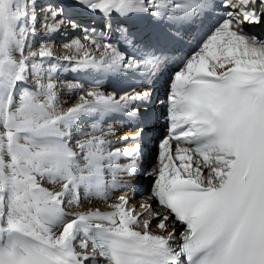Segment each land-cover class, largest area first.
Segmentation results:
<instances>
[{
	"label": "snow or ice",
	"instance_id": "1",
	"mask_svg": "<svg viewBox=\"0 0 264 264\" xmlns=\"http://www.w3.org/2000/svg\"><path fill=\"white\" fill-rule=\"evenodd\" d=\"M133 16L139 25L126 23ZM257 27L264 0H0V264H264ZM61 28L83 33L64 45L76 55H53ZM172 63L167 131L137 212L135 193L113 195L135 187L157 119L148 81ZM61 72L88 76L87 86L58 83ZM58 87L78 91L76 103L58 108ZM81 193L107 210L67 211Z\"/></svg>",
	"mask_w": 264,
	"mask_h": 264
},
{
	"label": "bare ground",
	"instance_id": "2",
	"mask_svg": "<svg viewBox=\"0 0 264 264\" xmlns=\"http://www.w3.org/2000/svg\"><path fill=\"white\" fill-rule=\"evenodd\" d=\"M42 1L43 0H38V2H42ZM126 23H128V21H126ZM129 25H131V24H129ZM38 26L40 27L39 29H38ZM250 30L254 31L258 35L264 37V28L257 27V28L250 29ZM36 31H37V33H43V31H44L43 28L40 26L39 21L37 22ZM60 32H61V34H59ZM206 32H207V29H204L203 31L198 30L197 32L193 33L192 38H190L186 41L185 47L187 49L188 55H191L192 52H194L196 50L197 44L202 40V38H204ZM80 37H82V35H78V33L72 32L71 29H69V28H61L60 31L57 32L56 34H54L52 39H50L48 41L49 43H51L53 45V55L56 57H63L65 55H76L74 50L65 49L64 45L67 43H70L71 40L76 39V38H80ZM58 38H60V39L58 40ZM39 39H40V36H37L35 39L36 45L37 44L40 45L41 42H38ZM33 49H35V48L33 47ZM61 62L65 63V64L67 63L65 61H61ZM172 67H173V70H176L177 64L172 63ZM170 76H171V73L168 70H165L163 72L162 78H161V83L163 84V86H160L159 88L156 86L155 83L153 84V82L151 80L148 81V83L152 84L153 88L155 89L154 95L155 94L158 95L157 97H154V99H155V106L154 107H155V112H156L158 121L160 123H158V124L154 123V125L150 128V129H155L156 131H159L163 127V125L165 124V120H164L165 117L163 115V113L165 112V108L161 106L160 102L163 101L165 98L166 91H167V83H168ZM88 79H89V77L84 75V74H77V73H73V72H61L57 76L58 83L59 82H66V81H71L73 83L85 82V86H87L86 81ZM115 83L116 82L112 81V80L107 81V87L105 90L111 91L113 86L115 85ZM27 84H28V81H27ZM61 89L62 90L64 89L65 92L62 96L57 94V98L60 96L59 97L60 99L57 100V107L66 109L67 107H70L76 103L80 93L78 91L76 93L75 92H69V90L66 87L61 88ZM57 90H58L57 92L61 93V91H59V89H57ZM149 90H151V89H149ZM74 93L77 94L76 100L74 102H71L73 100L72 97H73ZM113 119H119V117H114ZM112 122H113V120H108L106 123H112ZM90 123H91V121H89V120H81L80 127L86 129ZM105 127H106V124H105ZM117 127H118V125H117ZM150 129L148 132L150 134L149 138L153 140V138H152L153 131ZM80 138H81L80 136H78L74 133L72 144H75V141L77 139H80ZM115 138L116 137H109V139H115ZM149 138L147 140V144H148V141L150 140ZM172 144H173V147H175L176 141L172 142ZM117 146H120V145H117ZM144 146H147V145H145V141H143V147ZM123 162L124 161H121V163H123ZM158 162H159L158 161V153L155 154V158L149 163H148V159L143 160V168H142L140 175L138 177H132L131 178V179L135 180V182H136L135 187L134 188L128 187L127 189L124 190V192H115L113 195V199L115 198V196H119L122 194H126L129 197H133V193H135L134 197L132 199H130V201H129V206L130 207L134 206L135 210L137 212L142 211V209L139 207V205L144 200H146L150 195V190H149V192H146L144 190H146V186L148 184V181L152 180V176L150 174L153 172V169L158 166ZM176 163H179V161H177ZM124 179L127 180L129 178L124 177ZM43 186L49 187V188L52 187V185L47 183V182H45ZM140 189H143V194L136 196L137 195L136 192ZM150 189H151V187H150ZM111 202L112 201H109L108 203H111ZM75 206L76 205H74L73 208ZM89 207L99 208L102 211L107 210V205L105 204V202L103 200L95 199V200L89 201V200L85 199L83 197V194L81 193V204L78 206V208L76 210H85ZM153 208L155 210H159V206L156 204H153ZM71 209H69L67 211H76V210H71ZM153 227H155V225H153ZM89 251H91V248H89Z\"/></svg>",
	"mask_w": 264,
	"mask_h": 264
},
{
	"label": "rangeland",
	"instance_id": "3",
	"mask_svg": "<svg viewBox=\"0 0 264 264\" xmlns=\"http://www.w3.org/2000/svg\"><path fill=\"white\" fill-rule=\"evenodd\" d=\"M38 3H41V4H43V1L42 2H38ZM40 27L38 26V29H39ZM40 34H42V33H40ZM59 34H61V32L59 33ZM78 35H83V33H78ZM262 37V36H261ZM60 38H58V40H59ZM38 42H41V39H39L38 40ZM36 41H34L33 42V44H32V47H34L35 49H37L38 47H39V45L37 46L36 44ZM32 80V78H31V76L29 77V79H28V85H32L33 84V80ZM61 88H64V87H58L57 89H59V91H61V93L60 92H57V94L58 95H63L64 94V92H65V90L63 89H61ZM58 91V90H57ZM76 93V92H75ZM73 94V97H72V101L71 102H74L75 100H76V95L77 94ZM60 97V96H59ZM57 98V100H59L60 98ZM148 163H149V161H148ZM151 183H152V180H150V181H148V184H147V186H146V190H144V191H146V192H149V190H150V187H151ZM137 195L136 196H138V195H141V194H143V189H140V190H138L137 192ZM78 208V206H75L74 208H72L71 210H76ZM66 210H69V209H66Z\"/></svg>",
	"mask_w": 264,
	"mask_h": 264
}]
</instances>
